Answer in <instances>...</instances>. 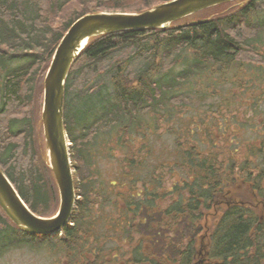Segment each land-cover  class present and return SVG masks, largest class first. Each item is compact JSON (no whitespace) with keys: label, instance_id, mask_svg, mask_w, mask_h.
<instances>
[{"label":"trees","instance_id":"16d2710c","mask_svg":"<svg viewBox=\"0 0 264 264\" xmlns=\"http://www.w3.org/2000/svg\"><path fill=\"white\" fill-rule=\"evenodd\" d=\"M142 1L101 0L90 7L91 0H0V168L39 216L54 215L60 197L39 118L38 86L43 79L36 75L41 67L47 72L58 44L80 17L101 8L125 11L128 2L141 4L130 11L140 13L171 0ZM74 4L84 10L65 22L62 14ZM209 11L214 13L193 23L192 18ZM261 11L264 0H237L173 23L165 31L92 38L66 81L65 130L80 197L63 229L66 239L57 235L48 244L44 237L47 241L35 244L36 237L2 213L0 257L28 245L58 249L66 257L63 264H264V170L251 159L264 160V142L240 162L232 150L221 158L199 141L197 126L190 136L196 144H189L186 136L182 141L176 137L177 159L153 164L154 172L144 178L138 167L145 165L139 160L141 151H132L126 139L112 144L129 137L133 129L140 133L142 115L149 113H156L153 128L158 134L161 120L173 119L172 108L183 104L175 88L178 81L205 68L208 61L240 64L264 30V22L254 24L250 18ZM181 56L183 67L189 68L177 74ZM98 67L102 70L97 78L108 76L109 88L94 76L83 78L88 88L76 85L86 71ZM100 137L111 143V156L116 150L134 156L120 158L122 166L109 181L94 163L93 145ZM236 181L247 187L232 188ZM118 186L124 191L107 193Z\"/></svg>","mask_w":264,"mask_h":264},{"label":"rangeland","instance_id":"374dc122","mask_svg":"<svg viewBox=\"0 0 264 264\" xmlns=\"http://www.w3.org/2000/svg\"><path fill=\"white\" fill-rule=\"evenodd\" d=\"M91 1L92 3H88L90 7H96L101 2V0ZM151 1L143 0L142 2L149 4ZM140 5L135 4V2H128L124 5L126 8L125 11L127 10V13H132L130 11L139 8ZM156 5H159V3H155L153 7ZM82 6L74 4L65 9L62 14L64 21L67 22L70 16L73 18L79 12L83 11ZM101 10L104 12L126 13L121 10L103 8ZM209 13L212 14L214 11L200 14L192 18V20L197 21L208 18ZM250 18L254 24L263 23L264 11L252 13ZM58 22L56 20L54 25ZM260 32L259 36L255 38L256 41L252 43L254 45L253 48H249L253 53L250 52L240 57V64L239 62L226 64L225 62L212 63L208 61L205 68L202 66L195 73H189L186 80L184 79L182 81L178 78L180 81H178L179 84L175 88H178L180 91L179 94L180 98L182 97L183 99V104L181 103L180 106H174L172 108L173 119L167 117V121L165 119L161 120L158 134H156L155 127L153 128V119L156 113H149V115H142V129L140 133L133 129L130 131L129 137L126 138L125 136V138L123 137L120 140L121 142L112 143L114 146L123 144L122 141L126 139L128 142L127 146L132 148V151L133 148H135L134 150L136 152L141 151L143 156L139 160H142L145 165L138 164V167L142 168L140 170L143 178L154 172L153 167L155 165L153 164H160L162 160L169 163V160L177 159L174 152L176 137L177 140L180 139L182 141L186 139V136L188 137L189 144H196L198 140L190 136L191 131L194 132L197 126L201 127L198 136L199 141L202 144L206 142L208 152L219 153L221 158L228 155V150H232V157L240 162L242 157L250 156L252 148L257 149L260 147L264 142V30ZM186 50H189V48ZM186 52L192 55L190 51ZM184 56L186 55L184 54ZM183 58L181 56L179 63L176 65L177 67L174 72L177 74L189 68V66L187 68L183 67V61L181 60ZM12 64L11 66L14 67L15 62ZM101 70L98 67L97 71H86L82 78L80 77L76 80V85L82 86L84 83V86L88 88L89 86L83 78L91 76L95 78ZM46 73V68L41 67L36 75L38 79H43L42 87L38 86L40 96L38 97L37 103L39 105L40 119L43 107L44 78ZM101 83L103 87L106 86L105 88H109L107 87L109 86L108 76H104ZM72 90H77V87H74ZM179 94L177 95L179 96ZM203 118H206V120ZM119 128L117 127L118 135ZM143 133L145 135H141ZM144 137H146V140H143ZM110 144L107 140L102 141L100 137L96 139L93 145V154L96 159L94 163L100 174L102 173V178H105L106 181L114 177L112 174H114L116 167L122 166L119 161L120 158L134 157L131 154L132 151L127 150H122L121 152L117 150L113 151V156H111L108 153L112 148ZM251 159L255 162L258 161V164L262 165L261 169L264 170V160L260 156L259 158L251 157ZM125 164L124 162L123 167ZM231 187L237 190H244L247 185L236 181ZM122 191L124 190L119 186L116 188L110 187L107 193ZM108 209L110 211L109 207ZM0 214H2L1 209ZM2 227L3 225L0 224V228ZM51 238H54V236L50 237L48 241L45 238L36 237L33 242L37 244L45 240L49 244L54 241ZM204 240L202 239L201 242ZM50 252L51 249H35L28 245L13 247L0 257V264H55V260L61 258L62 253L58 249L55 252ZM57 264H61V262Z\"/></svg>","mask_w":264,"mask_h":264},{"label":"water","instance_id":"95a60500","mask_svg":"<svg viewBox=\"0 0 264 264\" xmlns=\"http://www.w3.org/2000/svg\"><path fill=\"white\" fill-rule=\"evenodd\" d=\"M235 1L172 0L140 13L98 12L76 20L58 44L44 80L42 124L48 162L59 189V209L51 217L36 215L0 168V207L7 218L21 231L36 236L60 233L70 221L76 193L64 125L65 84L74 62L92 38L120 32L167 30L194 14Z\"/></svg>","mask_w":264,"mask_h":264},{"label":"flooded vegetation","instance_id":"af4514ba","mask_svg":"<svg viewBox=\"0 0 264 264\" xmlns=\"http://www.w3.org/2000/svg\"><path fill=\"white\" fill-rule=\"evenodd\" d=\"M247 185V184H246ZM76 193H77V191H76ZM80 197L78 196V199H79ZM77 203V202H76ZM58 237H61V238H64V239H66V235H64V234H60V235H58ZM116 237H113L112 239H115ZM62 243V242H61ZM60 245V244H59ZM67 261H66V257H62L61 256V264H63V263H66Z\"/></svg>","mask_w":264,"mask_h":264},{"label":"bare ground","instance_id":"6f19581e","mask_svg":"<svg viewBox=\"0 0 264 264\" xmlns=\"http://www.w3.org/2000/svg\"><path fill=\"white\" fill-rule=\"evenodd\" d=\"M97 77L98 76L95 77V81L99 83L101 80L99 78H97Z\"/></svg>","mask_w":264,"mask_h":264}]
</instances>
